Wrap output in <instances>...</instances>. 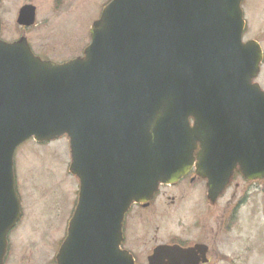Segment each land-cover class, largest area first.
Segmentation results:
<instances>
[{"label": "water", "instance_id": "water-1", "mask_svg": "<svg viewBox=\"0 0 264 264\" xmlns=\"http://www.w3.org/2000/svg\"><path fill=\"white\" fill-rule=\"evenodd\" d=\"M241 1L114 0L86 57L66 65L36 58L25 38L0 40V264L20 215L13 158L31 138L68 135L81 180L58 264H134L120 246L125 213L186 175L197 143L211 200L238 165L264 178V92L252 83L262 53L241 42ZM19 23L32 26L35 9ZM181 256L163 246L150 264Z\"/></svg>", "mask_w": 264, "mask_h": 264}, {"label": "rangeland", "instance_id": "rangeland-1", "mask_svg": "<svg viewBox=\"0 0 264 264\" xmlns=\"http://www.w3.org/2000/svg\"><path fill=\"white\" fill-rule=\"evenodd\" d=\"M109 1L0 0L3 22L0 34L8 41L26 35L34 50L44 58L67 62L84 54L91 43L89 31ZM24 2H33L39 7L37 24L27 30V34L14 18ZM258 83L264 89V68ZM15 163L24 217L10 236L6 264H57L59 244L65 236L67 218L79 191V180L67 171L71 163L69 140L64 136L43 144L27 141L17 150ZM245 187L249 189V185ZM203 193L206 196L204 185ZM244 195H248V200L237 214L233 233L219 240L216 250L224 253L232 264H264V183L252 186ZM197 205V201L193 203L194 209ZM219 205L212 212L221 210ZM200 209L206 213L204 202ZM159 210L164 208L159 207ZM135 212L128 217L127 233L136 237L139 246L127 247L136 252L138 264H147L145 252L150 255L155 246H150V237L140 224V220L146 221V218H141V210ZM171 228L181 231L176 221ZM166 229V225L162 226L161 234ZM227 262L215 264H230Z\"/></svg>", "mask_w": 264, "mask_h": 264}, {"label": "flooded vegetation", "instance_id": "flooded-vegetation-1", "mask_svg": "<svg viewBox=\"0 0 264 264\" xmlns=\"http://www.w3.org/2000/svg\"><path fill=\"white\" fill-rule=\"evenodd\" d=\"M27 5L35 7L38 18L39 7L33 2H24L19 10L15 12L14 18L16 21H18L22 7ZM241 8L244 20L241 35L242 43L245 45L244 47L258 45L263 55L259 75L253 81L254 83H258V79L262 75L264 68V0H243ZM1 21L0 18V28L3 24ZM0 38L4 39L1 34ZM31 47L36 56L46 60V58L34 50L32 45ZM260 87L262 88L261 85ZM262 90L264 91L263 88ZM190 121L191 125H194V120ZM200 154L201 147L197 144L193 152L194 165L190 173L176 184L160 186L148 204H136L132 206L126 215L123 227L124 241L122 242V247L133 256L135 264H138L136 252L127 246L139 245L137 244L136 237H130L127 230L128 217L136 213V210H141L142 219L146 218V221L140 220V224L147 231L148 237H150V246H155L150 255H148V251L145 252L147 264H150V257L153 256L156 249L163 246L178 247L183 251L184 256H181V260L179 261H173L170 259L171 257H165L158 264H215L220 261H228L227 263L232 264V260H229L224 253L216 250L217 242L233 233L237 214L248 199V195L245 196L244 193H247L254 185L263 184L264 181H249L243 175L240 166H237L233 172L231 183L224 193L216 201L210 200L207 194V183L198 174ZM246 184L249 185V189L245 187ZM203 185L206 189V196L203 193ZM231 191L233 193L230 195ZM16 193L21 200L22 206V197L17 186ZM196 201L198 205L194 209L193 203ZM203 202L207 207L205 214L200 209ZM218 203H220L219 207L222 209L212 212V209H216ZM159 207H163L164 210L160 211ZM21 213L23 217L22 210ZM22 217L14 230L19 227ZM173 221H176V227L181 228V231L177 232L171 228ZM164 225L167 226V229L161 234L160 230ZM201 249H204L205 256L202 255ZM204 259H207L206 263H203Z\"/></svg>", "mask_w": 264, "mask_h": 264}]
</instances>
